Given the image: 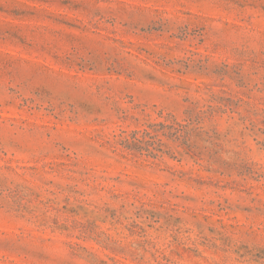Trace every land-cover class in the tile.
<instances>
[{
    "label": "rangeland",
    "instance_id": "1",
    "mask_svg": "<svg viewBox=\"0 0 264 264\" xmlns=\"http://www.w3.org/2000/svg\"><path fill=\"white\" fill-rule=\"evenodd\" d=\"M0 264H264V0H0Z\"/></svg>",
    "mask_w": 264,
    "mask_h": 264
}]
</instances>
